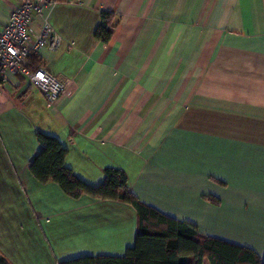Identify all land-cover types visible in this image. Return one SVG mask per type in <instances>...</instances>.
<instances>
[{
	"label": "crops",
	"instance_id": "0c3cea01",
	"mask_svg": "<svg viewBox=\"0 0 264 264\" xmlns=\"http://www.w3.org/2000/svg\"><path fill=\"white\" fill-rule=\"evenodd\" d=\"M19 1L0 0V29ZM102 12L107 42L95 38ZM45 20L61 45L37 55L66 88L48 109L20 75L0 81V254L59 264L134 243L130 205L32 176L43 132L86 185L122 171L141 203L263 260L264 0H57L32 37Z\"/></svg>",
	"mask_w": 264,
	"mask_h": 264
},
{
	"label": "trees",
	"instance_id": "16d2710c",
	"mask_svg": "<svg viewBox=\"0 0 264 264\" xmlns=\"http://www.w3.org/2000/svg\"><path fill=\"white\" fill-rule=\"evenodd\" d=\"M112 14L102 12L95 38L107 42L113 26ZM30 69L42 67L36 53L28 59ZM40 151L32 159L30 173L40 183H56L63 193L77 198L84 194L93 199L119 201L136 212L134 243L123 256H84L59 264H264L249 248L198 234L193 225L170 218L153 207L141 203L126 186V176L116 169L104 170V179L97 187L86 185L64 165L66 149L52 135L37 132ZM205 199L214 205L219 200ZM0 264H10L0 254Z\"/></svg>",
	"mask_w": 264,
	"mask_h": 264
},
{
	"label": "built area",
	"instance_id": "2783aa9c",
	"mask_svg": "<svg viewBox=\"0 0 264 264\" xmlns=\"http://www.w3.org/2000/svg\"><path fill=\"white\" fill-rule=\"evenodd\" d=\"M56 3L57 0H20L0 29V81L5 73L20 75L42 95L48 109L54 108L63 96L66 84L44 67L30 69L28 59L31 53L41 50L57 51L61 39L46 20L36 37L30 35L29 25Z\"/></svg>",
	"mask_w": 264,
	"mask_h": 264
}]
</instances>
